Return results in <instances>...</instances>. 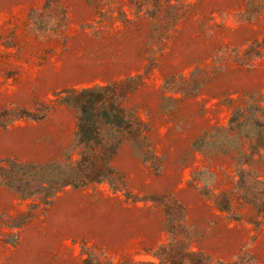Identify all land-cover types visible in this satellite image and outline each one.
Returning <instances> with one entry per match:
<instances>
[{
  "label": "rangeland",
  "instance_id": "obj_1",
  "mask_svg": "<svg viewBox=\"0 0 264 264\" xmlns=\"http://www.w3.org/2000/svg\"><path fill=\"white\" fill-rule=\"evenodd\" d=\"M128 79L126 195L0 184V264H264L244 199L264 189V0H0V167L63 172L77 112L60 94Z\"/></svg>",
  "mask_w": 264,
  "mask_h": 264
},
{
  "label": "trees",
  "instance_id": "obj_2",
  "mask_svg": "<svg viewBox=\"0 0 264 264\" xmlns=\"http://www.w3.org/2000/svg\"><path fill=\"white\" fill-rule=\"evenodd\" d=\"M132 79L109 85L68 89L59 101L77 112L75 125L78 158L56 173L53 165L0 167V184L13 189L21 200L39 199L49 203L68 187L83 188L89 185H107L115 194L126 195L123 175L112 163L121 146L140 134V122L123 106ZM248 203L264 218V189L252 195ZM231 200L226 197L217 205L219 211L231 213ZM188 256H197L188 253ZM158 262L137 261L130 264H174L160 254H153ZM84 264H88L85 260ZM179 264H187L181 259Z\"/></svg>",
  "mask_w": 264,
  "mask_h": 264
}]
</instances>
